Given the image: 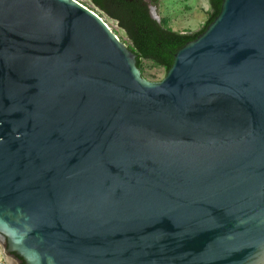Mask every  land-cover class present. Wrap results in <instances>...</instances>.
<instances>
[{
  "label": "water",
  "instance_id": "water-1",
  "mask_svg": "<svg viewBox=\"0 0 264 264\" xmlns=\"http://www.w3.org/2000/svg\"><path fill=\"white\" fill-rule=\"evenodd\" d=\"M0 243L18 264H264V0H222L157 81L79 1L0 0Z\"/></svg>",
  "mask_w": 264,
  "mask_h": 264
},
{
  "label": "trees",
  "instance_id": "trees-1",
  "mask_svg": "<svg viewBox=\"0 0 264 264\" xmlns=\"http://www.w3.org/2000/svg\"><path fill=\"white\" fill-rule=\"evenodd\" d=\"M92 2L115 18L125 29L133 43V48L130 49L136 53V63L139 67L141 60L147 58L162 65L166 71L172 65L174 53L207 27L219 13L222 4V0H209L210 14L203 26L197 31L182 32L166 28L157 21L151 15L149 3L145 0H92ZM150 3L157 4L158 0H151ZM20 264H23V261Z\"/></svg>",
  "mask_w": 264,
  "mask_h": 264
},
{
  "label": "rangeland",
  "instance_id": "rangeland-1",
  "mask_svg": "<svg viewBox=\"0 0 264 264\" xmlns=\"http://www.w3.org/2000/svg\"><path fill=\"white\" fill-rule=\"evenodd\" d=\"M98 13L113 32L129 47L133 43L125 29L118 21L98 8L92 0H77ZM155 5V15L160 23L169 29L182 32L199 30L210 14L209 0H158ZM142 75L149 80L157 81L166 74V69L151 59H142L140 63Z\"/></svg>",
  "mask_w": 264,
  "mask_h": 264
},
{
  "label": "built area",
  "instance_id": "built-area-1",
  "mask_svg": "<svg viewBox=\"0 0 264 264\" xmlns=\"http://www.w3.org/2000/svg\"><path fill=\"white\" fill-rule=\"evenodd\" d=\"M0 264H18V260L5 252L3 245L0 243Z\"/></svg>",
  "mask_w": 264,
  "mask_h": 264
},
{
  "label": "flooded vegetation",
  "instance_id": "flooded-vegetation-1",
  "mask_svg": "<svg viewBox=\"0 0 264 264\" xmlns=\"http://www.w3.org/2000/svg\"><path fill=\"white\" fill-rule=\"evenodd\" d=\"M145 2H146V3H150V2H151V0H145Z\"/></svg>",
  "mask_w": 264,
  "mask_h": 264
}]
</instances>
